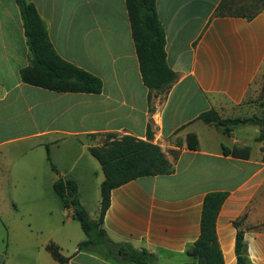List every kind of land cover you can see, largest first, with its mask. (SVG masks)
Instances as JSON below:
<instances>
[{"label": "crops", "instance_id": "1", "mask_svg": "<svg viewBox=\"0 0 264 264\" xmlns=\"http://www.w3.org/2000/svg\"><path fill=\"white\" fill-rule=\"evenodd\" d=\"M27 1L56 53L97 77L102 87L99 94L55 93L21 82L29 56L22 19L14 0H0V222L9 242L0 250V264H60L47 251L50 244L67 259L64 264H125L109 253L78 251V241L68 247L58 238L41 246L34 230L2 220L13 206L10 179L34 175L31 162L40 163L56 124L59 161L71 162L67 173H74L78 192L82 173L73 172L75 164L85 158L81 171H95L94 221L104 176L88 149L101 146V138L146 141L150 134L170 165V174L141 177L111 191L102 228L112 242L154 255L152 264H196L186 251L199 236L204 196L221 192L226 198L215 231L223 264H236L237 230L243 232L248 264H264L260 128L247 125L223 134L198 120L211 110L221 119L254 115L251 102L264 87V9L248 19L217 15L221 0H156L166 61L175 75L157 92L141 80L124 0ZM16 153L27 161L17 171ZM63 208L74 220L72 210Z\"/></svg>", "mask_w": 264, "mask_h": 264}, {"label": "trees", "instance_id": "2", "mask_svg": "<svg viewBox=\"0 0 264 264\" xmlns=\"http://www.w3.org/2000/svg\"><path fill=\"white\" fill-rule=\"evenodd\" d=\"M19 10L26 45L28 65L19 72L24 84L55 93L99 94L102 83L94 75L62 59L54 50L43 20L35 6L27 0H14ZM134 42L141 80L149 90L162 92L174 81L175 75L167 64L165 54V35L156 12V0H124ZM241 0H221L216 14L219 16H242L253 18L264 9V0H251L247 6ZM239 8L247 9L249 14L240 13ZM264 99V96H263ZM204 123L212 124L223 134L242 126H258L259 139L264 140V112L243 119H221L213 110L198 117ZM130 136L116 138L106 135L99 147H90L89 154L98 162L104 176L100 184V210L96 221L91 220L78 200V186L72 178H57L52 190L65 208L72 210V217L79 223L85 239L78 243V251L109 253L125 264H152L155 256L144 250L138 251L127 244L112 242L102 228L104 214L110 204L113 189L133 180L147 176L171 173L170 165L161 150L151 143ZM53 168V166H51ZM226 193L210 192L204 196L200 231L196 241L187 249L188 256L196 264H223L217 241L215 224ZM238 227V223H234ZM51 257L60 264L67 259L60 255L58 247H46ZM112 255V256H111ZM236 264H248L243 232L237 230L235 236Z\"/></svg>", "mask_w": 264, "mask_h": 264}, {"label": "rangeland", "instance_id": "3", "mask_svg": "<svg viewBox=\"0 0 264 264\" xmlns=\"http://www.w3.org/2000/svg\"><path fill=\"white\" fill-rule=\"evenodd\" d=\"M250 1L241 0L240 2L241 5L247 6ZM239 11L243 14H249L247 9L239 8ZM260 95L261 97L259 96L251 102V113L258 117L262 116V112H264V87ZM53 129H57V131L47 136L46 152H44L40 163L35 159L31 162V169L36 171L33 172L34 175L10 179V182L15 185L14 192L9 194L11 201L9 205L13 204V206L9 210L10 216L3 215L2 220L7 222L14 220L22 227L34 230L41 246H46L50 241L59 238V242H64L70 247L75 241L78 243L83 241L85 236L79 223L71 219V211L63 208L61 201L52 190V183L59 178V175L62 179L71 178L74 175V173H67L71 165L69 160L59 161V124H56ZM100 141L103 144L104 138H101ZM15 156V170L17 171L18 167L22 168L27 161L23 164L22 157L20 158L18 153ZM87 156L88 154H85V157ZM84 159L75 164L73 171L75 174L82 173L80 177L81 190L77 196L80 195L82 203L95 220L98 214L96 202L99 190L93 186L95 181L94 169L86 168L84 172L81 171L83 164H85ZM93 190L96 191V196L93 194ZM7 235L0 222V250L6 249L9 243Z\"/></svg>", "mask_w": 264, "mask_h": 264}, {"label": "built area", "instance_id": "4", "mask_svg": "<svg viewBox=\"0 0 264 264\" xmlns=\"http://www.w3.org/2000/svg\"><path fill=\"white\" fill-rule=\"evenodd\" d=\"M155 146H157V145H155ZM158 147V146H157Z\"/></svg>", "mask_w": 264, "mask_h": 264}]
</instances>
